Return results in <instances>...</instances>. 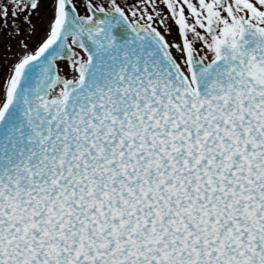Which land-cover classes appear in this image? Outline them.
I'll return each instance as SVG.
<instances>
[{"label": "snow or ice", "instance_id": "obj_1", "mask_svg": "<svg viewBox=\"0 0 264 264\" xmlns=\"http://www.w3.org/2000/svg\"><path fill=\"white\" fill-rule=\"evenodd\" d=\"M0 264H264V0H0Z\"/></svg>", "mask_w": 264, "mask_h": 264}]
</instances>
